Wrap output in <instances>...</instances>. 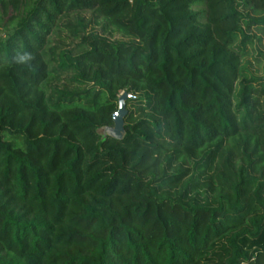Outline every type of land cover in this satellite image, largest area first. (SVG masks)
I'll use <instances>...</instances> for the list:
<instances>
[{
	"label": "trees",
	"instance_id": "1",
	"mask_svg": "<svg viewBox=\"0 0 264 264\" xmlns=\"http://www.w3.org/2000/svg\"><path fill=\"white\" fill-rule=\"evenodd\" d=\"M83 11L126 39L78 17L52 66ZM0 24V264H264V0H0ZM131 83L163 121L103 136Z\"/></svg>",
	"mask_w": 264,
	"mask_h": 264
},
{
	"label": "rangeland",
	"instance_id": "2",
	"mask_svg": "<svg viewBox=\"0 0 264 264\" xmlns=\"http://www.w3.org/2000/svg\"><path fill=\"white\" fill-rule=\"evenodd\" d=\"M15 10L12 8L9 15L15 14ZM259 16V15H257ZM84 18L88 28L86 31H97L100 34L107 36L113 40L126 39V37L111 26H106V21L98 13L94 11L74 12L64 17L54 34L49 41V58L51 65H56V58L60 51H71L77 53L82 49L80 47V39L73 36V33L68 28V24H75L76 20ZM0 24V37H4L6 33V26ZM247 33L252 35L248 43V55L244 59V63L248 66L251 75L261 77L264 75V35L257 30L256 24L250 29H247ZM67 76H62V80L55 81L53 84L60 85L66 81ZM127 93L128 99L126 100V114L124 116V131L126 134V123L135 122L141 118H151L163 121L156 112L154 93L147 86L139 83H131L128 89L124 90L121 94ZM120 94V95H121ZM119 95V96H120ZM119 108V101H118ZM113 125L112 127H114ZM100 133L103 136H111L112 132L108 127L100 128Z\"/></svg>",
	"mask_w": 264,
	"mask_h": 264
},
{
	"label": "water",
	"instance_id": "3",
	"mask_svg": "<svg viewBox=\"0 0 264 264\" xmlns=\"http://www.w3.org/2000/svg\"><path fill=\"white\" fill-rule=\"evenodd\" d=\"M128 94L123 93L119 96V108L118 110L113 114V121H114V127L112 126H105L108 127L112 134L111 136L114 138L122 139L125 136L124 131V116L126 114V100L128 99Z\"/></svg>",
	"mask_w": 264,
	"mask_h": 264
}]
</instances>
